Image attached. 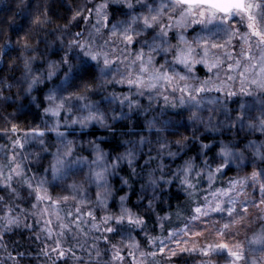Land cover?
I'll return each mask as SVG.
<instances>
[{"label": "clouds", "instance_id": "clouds-1", "mask_svg": "<svg viewBox=\"0 0 264 264\" xmlns=\"http://www.w3.org/2000/svg\"><path fill=\"white\" fill-rule=\"evenodd\" d=\"M244 9L0 0V264H264V0Z\"/></svg>", "mask_w": 264, "mask_h": 264}, {"label": "snow or ice", "instance_id": "snow-or-ice-1", "mask_svg": "<svg viewBox=\"0 0 264 264\" xmlns=\"http://www.w3.org/2000/svg\"><path fill=\"white\" fill-rule=\"evenodd\" d=\"M180 3L186 5L190 10H194L197 6L207 7L211 10V15H214L216 12H224L228 13L233 8H238L240 10L244 9V0H180ZM205 13L201 11L200 16L203 19ZM131 39V38H129ZM195 235L199 236L201 233H196ZM195 247V246H193ZM217 247L228 249L229 246L226 243L221 242ZM181 251H186V247H181ZM230 254L236 256L235 252H231L229 249ZM165 249L162 247L160 249V253L163 254ZM207 254V253H205ZM175 255V253H173Z\"/></svg>", "mask_w": 264, "mask_h": 264}]
</instances>
